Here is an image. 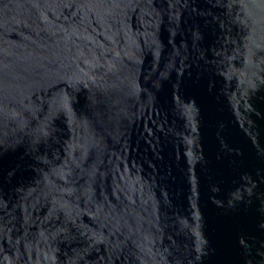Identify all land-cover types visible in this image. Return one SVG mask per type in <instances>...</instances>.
Returning a JSON list of instances; mask_svg holds the SVG:
<instances>
[{"label": "water", "instance_id": "obj_1", "mask_svg": "<svg viewBox=\"0 0 264 264\" xmlns=\"http://www.w3.org/2000/svg\"><path fill=\"white\" fill-rule=\"evenodd\" d=\"M0 264H264V0H0Z\"/></svg>", "mask_w": 264, "mask_h": 264}]
</instances>
